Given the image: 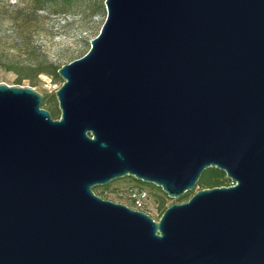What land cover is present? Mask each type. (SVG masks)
Segmentation results:
<instances>
[{
  "label": "water",
  "instance_id": "95a60500",
  "mask_svg": "<svg viewBox=\"0 0 264 264\" xmlns=\"http://www.w3.org/2000/svg\"><path fill=\"white\" fill-rule=\"evenodd\" d=\"M44 95L0 83V264H264V0H105ZM157 221L96 186L169 197Z\"/></svg>",
  "mask_w": 264,
  "mask_h": 264
},
{
  "label": "rangeland",
  "instance_id": "374dc122",
  "mask_svg": "<svg viewBox=\"0 0 264 264\" xmlns=\"http://www.w3.org/2000/svg\"><path fill=\"white\" fill-rule=\"evenodd\" d=\"M107 15L105 0H0V83L29 87L44 95L42 107L56 119L61 109L56 91L64 79L54 73L84 56L91 47ZM19 79L22 81L19 83ZM134 178V177H132ZM228 178V177H227ZM225 185L230 186L233 181ZM115 181V180H114ZM128 180L117 179L112 187ZM152 200L147 212L155 220L162 207L188 201L202 186L198 185L182 197H169L161 187L147 183ZM95 192L105 199L134 204L112 189L96 186Z\"/></svg>",
  "mask_w": 264,
  "mask_h": 264
},
{
  "label": "trees",
  "instance_id": "16d2710c",
  "mask_svg": "<svg viewBox=\"0 0 264 264\" xmlns=\"http://www.w3.org/2000/svg\"><path fill=\"white\" fill-rule=\"evenodd\" d=\"M60 67H58V66L54 67V73H56V75H58L57 74V70ZM21 81H22V79H19V83ZM128 180L129 181H125L122 184H119V185H116V186L112 187V184L115 181H117V180H115V181L110 182L107 185H104L103 188L112 189V190L116 191L118 193V195H120L122 197H125V198H128L132 202H133V200L131 199V197L128 194V188L136 186V187H139V188L146 189L149 192L150 200H149L147 206L144 209H142V211L148 213L146 210H147V208L150 207V203H151V200H152L151 191L147 187L148 184L143 182V181H141V180H137L136 178H132V177H129V176H128ZM227 181H229V179L227 178L226 173L224 171H222V170H220L218 168L211 167V168L206 169L203 172V174H202V176L200 178V181L198 182V185L202 186V188H211V187L225 185V182H227ZM94 190H95V188H94ZM132 208L136 209L135 205ZM167 208L168 207H166V206L162 207V214L165 212V210Z\"/></svg>",
  "mask_w": 264,
  "mask_h": 264
},
{
  "label": "built area",
  "instance_id": "2783aa9c",
  "mask_svg": "<svg viewBox=\"0 0 264 264\" xmlns=\"http://www.w3.org/2000/svg\"><path fill=\"white\" fill-rule=\"evenodd\" d=\"M128 194L133 200L135 208L138 210L144 209L150 200L149 192L136 186L128 188Z\"/></svg>",
  "mask_w": 264,
  "mask_h": 264
},
{
  "label": "clouds",
  "instance_id": "9594fccd",
  "mask_svg": "<svg viewBox=\"0 0 264 264\" xmlns=\"http://www.w3.org/2000/svg\"><path fill=\"white\" fill-rule=\"evenodd\" d=\"M11 2H12V3H15V2H16V0H11Z\"/></svg>",
  "mask_w": 264,
  "mask_h": 264
}]
</instances>
